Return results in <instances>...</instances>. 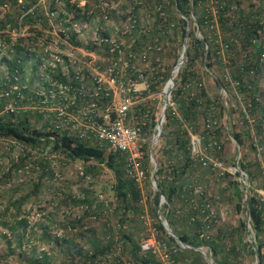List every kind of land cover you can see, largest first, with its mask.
I'll list each match as a JSON object with an SVG mask.
<instances>
[{
	"label": "built area",
	"instance_id": "1",
	"mask_svg": "<svg viewBox=\"0 0 264 264\" xmlns=\"http://www.w3.org/2000/svg\"><path fill=\"white\" fill-rule=\"evenodd\" d=\"M17 5L22 11L18 33L13 43H10L8 33L6 44L14 49L13 45L21 39L23 58L36 71L32 84L18 70L9 79L7 89L3 91L6 96L3 115L27 114L28 122L40 130H54L60 135L76 137L89 146L102 149L105 156L118 154L122 159L124 157L123 172L140 190V203L149 202L152 210L156 211V217L151 218L144 206L141 209L140 219L145 233L139 241L140 252L150 254L162 264H173V256L178 248L169 244L164 236H171L172 230L162 214L167 201L152 178V174L155 178L158 167L153 157V145L164 134L168 123L166 112L172 117L165 130L168 137H184L192 127L189 118L177 110L183 106L189 108L191 103H200L191 102L196 96L194 90L199 91L202 82L197 77L195 65L190 63L187 66L188 47L192 45V48H197L206 72H210L214 65L221 64L224 73L254 76L257 70L255 52L240 47L238 40L251 26L248 17L259 5V0H187L185 5L182 0H18ZM183 6L188 10V15L180 10ZM171 10L174 12L170 13ZM37 11L40 17L35 22L22 20L25 14L35 15ZM110 13L118 16V38L98 26L99 22L110 19ZM151 13L157 17V23L155 29L147 34V39L144 38L147 35L142 30V23L149 22ZM98 14V25L93 34L82 37L81 33L91 25L90 18ZM222 20L231 34L229 39L223 37ZM263 22L260 32L264 35ZM26 26L33 32L21 34L26 31L21 28ZM146 26L149 28V23ZM191 28L193 38L189 36ZM177 36L182 45L176 63L169 68L167 64L163 65L162 58L173 53L175 48L172 49V45ZM145 39L140 50V42ZM233 41L237 50L232 46ZM3 42H0L1 48ZM209 57L212 65L208 64ZM258 58L260 63L264 61V45ZM181 69H185L189 75L175 82ZM235 84L238 85L239 81L235 80ZM245 86L252 88L250 81ZM174 91H177L175 100ZM237 123L251 133L254 119L247 110H243ZM201 126V138L210 139L216 135L217 118L213 104L207 109ZM197 135L191 139L190 149L196 153L199 165L211 170L222 167V160L206 154L208 148L220 152L221 143L214 140L201 149ZM229 138L234 139L232 132H229ZM15 142L23 156L31 159L29 162L32 164L29 165L34 169H41L37 158L44 161H49L51 157L55 160L66 159L61 151L47 152L42 145ZM172 145L178 147V142ZM174 161L167 156L163 164L165 181L172 186L177 185L181 173ZM151 165L152 172L148 176ZM28 167V164H24L23 169ZM76 172L85 183L90 181L82 166H78ZM62 179L60 174L55 173L52 183L61 184ZM147 184L151 194L143 195ZM199 187L196 178L189 176L185 185L175 188L183 196L188 189L197 191ZM156 193L158 201L155 203ZM119 202L120 197L116 192L109 202L103 193H99L91 209L99 208L100 215L110 216L115 213V204ZM81 208L87 209L88 206L82 205ZM199 211L201 215L205 212L202 205ZM209 216L208 213L200 219L201 227L209 221ZM190 220L194 221L195 217L191 216ZM114 246L108 249L110 256L115 255L113 251L118 254L114 257L128 254L121 264L135 263L122 243Z\"/></svg>",
	"mask_w": 264,
	"mask_h": 264
},
{
	"label": "rangeland",
	"instance_id": "2",
	"mask_svg": "<svg viewBox=\"0 0 264 264\" xmlns=\"http://www.w3.org/2000/svg\"><path fill=\"white\" fill-rule=\"evenodd\" d=\"M15 7L0 8V17L6 12H14L15 17L19 15L20 18L22 12L18 5ZM172 12L174 11L171 10L170 13ZM110 15L108 21L99 22V25L96 21L99 14L95 18H90L91 25L87 31L81 33V36L93 34L98 25L99 28L107 30L115 37H120L118 16H112L111 13ZM148 20L149 22L142 23V30L146 32V35L150 33V30L155 29L157 17L152 14ZM147 23L150 25L149 28L146 26ZM21 30H26L21 33L26 35L33 32L28 26L22 27ZM9 33L12 41L9 42H15L18 33L17 27L10 30ZM148 36H144V38L148 39ZM192 37L194 35L190 36V38ZM174 38V41L172 40L174 42L172 49L175 48L173 53L167 57L163 55L162 58L163 65L167 64L169 68L176 63L180 53L178 50L182 45L178 36ZM6 39L7 37L0 39V42L2 43ZM147 39L140 42V50ZM190 52L191 55L194 54V51ZM195 54L192 65H195L194 68L198 73L197 77L202 82V87L199 91L194 90L196 92L194 100L200 103H194L188 108L191 110L188 118L192 127L188 129L184 137L177 139L168 137L164 129L162 137L153 145L152 152L153 157H156L157 166H163L167 156L175 160L174 164L178 166L181 173L177 185L173 186L174 188L176 186L181 188L185 185L186 178L189 176L196 178L200 186L197 191L188 189L181 196V191L178 192L175 188L170 203L162 208V214L166 216L168 225L174 233L186 231L192 236L198 232L203 237L204 244L200 247H203L207 258L198 249L181 246L172 235L164 234V236L169 244L178 248V252L173 256V264H214L216 260H227L235 264H259L258 256L254 253L256 242L247 208L241 213L236 211L239 196L245 207L246 200L252 192L258 194L264 202V145L259 137L256 121L260 115L253 114L249 110V98L244 91V89H248L245 85L251 78L247 75L224 73L221 64L214 65L210 72H206L198 51ZM3 55L11 58L15 56V51L4 44L0 51V77L8 74L6 63L1 59ZM188 60H190L189 56ZM210 60L208 59V62ZM23 66V78L36 71L35 68L30 71L32 65L25 60H23ZM262 68L264 70V64ZM235 80L239 81L238 85L235 84ZM257 80L258 88L260 91H264V76ZM201 91L202 93H200ZM255 93L258 95L257 90ZM211 104H213L217 118L216 135L210 139L201 138L203 130L201 124ZM262 105L264 106V102ZM2 107L3 103L0 102V116L3 115ZM177 110L181 114L184 108L179 107ZM243 110H247L251 114L254 123L251 133L245 129L249 132L245 144L239 145L236 140L229 138V132L242 129L236 124H238L237 120L241 117ZM167 125L168 123L166 130ZM195 134H198V146L201 149L214 140L221 143L220 152L208 148L206 154L210 158L222 160V167L211 170L199 165L196 153L190 149L191 139ZM14 141L16 140L13 137H0V264H39L36 262L37 259L43 261L44 264H121L122 259H126L128 254L123 253L119 257H114L118 255L117 251H113L115 255L111 254L110 256L109 248L107 251L99 253L97 258H90L89 256L96 251L92 245L93 240H98L102 245L110 242L111 247L120 242L129 250L128 253L131 256L130 246L121 239L120 230L131 234L139 244L145 233L144 225L139 218L140 210L144 206L151 218L156 217V211L150 209L149 202L142 204L138 201L139 212H133L130 209L128 218L121 227L120 216L124 207L122 202L115 204V213L110 216L100 215L99 208L91 209L97 194L103 193L109 202L116 192L114 186L118 182V176L106 163H88L67 158L55 160L51 157L49 161L36 159L41 165L40 170L30 167L31 159H23L19 166L20 159L24 156ZM177 142L178 147H173L172 144ZM45 150L52 152L50 146H45ZM242 160L247 163L248 161L256 162L262 169L256 175L255 183L250 181L247 172L240 167ZM119 163L121 167V162L119 161ZM24 164H28L29 167L23 169ZM78 166H82L90 176L88 183H85L76 172ZM43 167H45L44 172ZM150 170H152V165L148 176L151 175L152 171ZM49 171L52 172V176ZM55 173L62 176L61 184L52 183ZM123 175L125 176L124 172ZM37 183L40 185L36 190ZM146 193L151 194L148 184L145 185L143 195ZM20 199H23V202L20 204V209L17 210L18 205L12 203ZM82 205H87L88 208L82 209ZM200 205L205 210L202 215L199 211ZM208 213L209 221L201 227L200 219ZM191 216L195 217L193 222L190 220ZM21 219L26 220V225L22 226L18 223ZM242 222L245 224L244 229L241 228ZM18 236H22L21 245L18 244ZM207 241L218 245L215 254L207 245ZM235 247L240 250L236 256L233 252ZM139 254L142 255L141 252ZM42 256L45 258L42 259ZM153 260L155 263L162 264L154 258Z\"/></svg>",
	"mask_w": 264,
	"mask_h": 264
},
{
	"label": "trees",
	"instance_id": "3",
	"mask_svg": "<svg viewBox=\"0 0 264 264\" xmlns=\"http://www.w3.org/2000/svg\"><path fill=\"white\" fill-rule=\"evenodd\" d=\"M18 0H0V7L8 5L9 8H16ZM24 2H27V0H23ZM184 5L187 0H182ZM25 5V4H24ZM256 8L251 11L249 17L248 14L247 17L250 19V27L246 28V31L244 33V36L240 37L238 40V44L243 49H253V52H255V66L257 67L256 73L253 77H250L251 80L249 81L252 84V88L250 89H244L246 91V95L249 98L248 101L249 104V110L253 112V114H258L259 119H257V130L259 137L261 138V142L264 145V126H263V120L262 115L264 114V106L262 105V102H264V91H260L258 88V80L262 76H264V70L262 68L263 62L260 63L259 56L261 55L263 51V45H264V35L262 32H260V24L262 21H264V0H259V5L255 6ZM184 14L188 15L189 12L186 10V8L183 6L180 9ZM22 12V11H21ZM19 12V13H21ZM9 12H6L3 16L0 17V39H4L7 37L6 40L3 42L4 44L8 43V33L10 30H13L15 27L18 26L19 21V15L15 17V15ZM35 15L25 14L22 18L24 22L30 20L35 22L40 17V12L37 11L34 13ZM81 15V14H78ZM198 15V13H197ZM35 18V19H34ZM199 19V18H198ZM46 23V22H45ZM264 23V22H263ZM222 30H223V37L225 39H229L231 34H229L228 28L225 25L224 21L222 20L221 24ZM226 32V34H225ZM185 33V29H183V35ZM194 33L192 30L189 32V36H193ZM193 38V37H192ZM233 43V48L235 50L238 49L237 45L235 44V41ZM15 56L8 58L6 55L2 56V61H5L6 67L8 69L7 76L0 77V102H5L6 96L3 94L4 90L7 89V84L9 79L12 77V75L16 74V70H18L20 73H22L24 66H23V47L21 45V39L17 40L15 45H13ZM3 48H0V51ZM190 51H194L191 55ZM197 51V48H187V56H189L190 60H188L189 63H187V66H189L190 63L193 62L194 57L196 56L195 52ZM191 56V57H190ZM209 59H211L209 57ZM209 65H212V62H208ZM249 67V65L247 66ZM23 68V69H22ZM186 69V68H185ZM181 69L177 75V79H175V82L179 78H185L186 75H189L186 70ZM248 76V75H247ZM257 90L258 95L255 93ZM175 92V91H174ZM173 92V93H174ZM202 93V91L200 92ZM174 97H177V91L174 93ZM191 102H195V100H191ZM194 103H191V106H193ZM190 106V107H191ZM189 107V108H190ZM184 108V115L188 117L191 110L188 109V107L183 106ZM193 110V108H192ZM166 118L168 120V123L172 121V117L170 114L166 112ZM248 132L245 129H236L232 132V136L236 140V142L239 145L245 144V139L248 138ZM13 137L16 141L22 143V144H29L32 146L35 145H42V146H50L52 150H58L61 151L66 158H69L70 160H80V161H98V162H104L106 157V165L114 170L116 173L118 182L115 184L114 189L117 193V195L120 197V201L123 204L122 208V214L120 216V222L121 227L123 226V222L126 221L128 218V213L130 209L133 212H139L140 205L138 203L141 193L139 189L135 186L134 182L130 180L129 178L125 177L122 172V164L123 159L120 155L115 154H109L105 156L104 158V151L98 147L95 146H89L88 144H85L81 140L77 139L76 137H72L70 135H60L54 130H40L36 128L35 125H32L30 122H28V115L27 114H15V115H8L5 114L4 116H0V137ZM253 148V145H252ZM246 156V155H245ZM155 160L156 157L154 156ZM26 159V156L21 158L19 166L22 164V160ZM121 162V167L120 163ZM247 163L242 160L240 162V167L244 169L247 174L249 175L250 181L252 183H255L256 175L262 171L259 164L256 162H250ZM18 168V167H15ZM14 168V169H15ZM43 172L45 171V167H43ZM50 176H52V172L49 171ZM7 176V174H6ZM155 180L156 183L160 189V192L164 195L167 203L166 206L170 203L172 196L175 192V188L172 185H169L164 178L163 174V166H158L157 170L155 171ZM40 183L36 184V190L39 188ZM241 197H238V201L236 204V211L238 213H241L245 211L247 208L249 218H250V224L254 231V238H255V246L254 253L258 256L259 264H264V202L261 200V198L256 194L255 192H252L250 196H248L246 200V207L241 203ZM85 201V200H84ZM158 201V194L154 196V202L156 203ZM23 202V199L16 200V202H13V205H18L17 210L20 209V204ZM152 210V206L150 207ZM20 225L24 226L26 225V220L21 219L18 222ZM120 227V226H119ZM245 224L244 222L241 223V228L244 229ZM121 232V239L126 242L130 246L131 256L132 260L135 262V264H158L155 263L152 256L150 254H139L140 253V247L137 241L133 239V236L131 234L124 233L123 230H120ZM180 239L185 242L186 244H189L194 247L202 246L204 244L203 237L198 232H195L192 236L189 235L186 231L175 232ZM22 236H18V244L21 245ZM207 245L210 246V249H212L213 253L215 254L217 252L218 245L214 242L207 241ZM92 245L95 248V252L90 255L89 257L92 259L97 258L100 254L103 253L105 250L107 251L108 248L111 247V243L107 244H100L98 240H93ZM233 252L235 253V256L239 254L240 250L238 247L233 248ZM45 257L42 256V259ZM39 259L36 260L39 264H44L43 261H39ZM217 264H235L233 262H229L227 260H216Z\"/></svg>",
	"mask_w": 264,
	"mask_h": 264
},
{
	"label": "water",
	"instance_id": "4",
	"mask_svg": "<svg viewBox=\"0 0 264 264\" xmlns=\"http://www.w3.org/2000/svg\"><path fill=\"white\" fill-rule=\"evenodd\" d=\"M184 45H185V44H184ZM182 56H184V53L182 54ZM152 178L155 179V178H154V174H152ZM171 235H172V237H173L175 240H177V241L179 242V244H183V245H185V246H190V247H193V248H195V249H198V250L201 251V252L203 253V255L207 258V254L203 251L202 247H200V246H198V247H194V246H191V245H189V244H186V243L183 242V241L180 239V237H179L177 234H175L173 231H171ZM214 264H217V263H214Z\"/></svg>",
	"mask_w": 264,
	"mask_h": 264
},
{
	"label": "crops",
	"instance_id": "5",
	"mask_svg": "<svg viewBox=\"0 0 264 264\" xmlns=\"http://www.w3.org/2000/svg\"><path fill=\"white\" fill-rule=\"evenodd\" d=\"M33 69H34V68H31L30 71H33ZM34 75H35V73H33V74L30 73V75L27 76V79H28L29 82H30L29 84H32V83H33V82H31V81L34 79ZM165 130H166V127H165ZM104 158H105V155H104ZM86 162H87V161H86ZM96 162H98V161H96ZM124 162H125V161H124V157H123V164H122V165H124ZM100 163H106V161H104V162H100ZM139 191H140V190H139ZM140 212H141V210H140ZM139 218H140V215H139ZM191 222H193V221H191Z\"/></svg>",
	"mask_w": 264,
	"mask_h": 264
},
{
	"label": "bare ground",
	"instance_id": "6",
	"mask_svg": "<svg viewBox=\"0 0 264 264\" xmlns=\"http://www.w3.org/2000/svg\"><path fill=\"white\" fill-rule=\"evenodd\" d=\"M181 246H183V247H187V246H185V245H183V244H180Z\"/></svg>",
	"mask_w": 264,
	"mask_h": 264
}]
</instances>
